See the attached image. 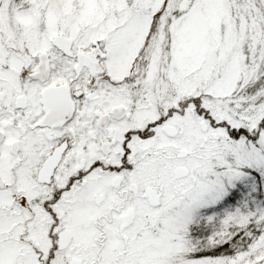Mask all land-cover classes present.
<instances>
[{"label":"snow or ice","instance_id":"6c2138e0","mask_svg":"<svg viewBox=\"0 0 264 264\" xmlns=\"http://www.w3.org/2000/svg\"><path fill=\"white\" fill-rule=\"evenodd\" d=\"M0 264H264V0H0Z\"/></svg>","mask_w":264,"mask_h":264}]
</instances>
